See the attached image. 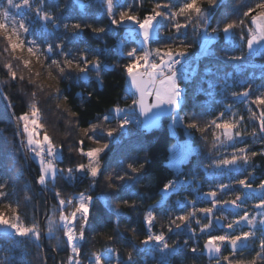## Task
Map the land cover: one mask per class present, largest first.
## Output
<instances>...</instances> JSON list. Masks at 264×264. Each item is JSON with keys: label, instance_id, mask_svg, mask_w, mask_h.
Segmentation results:
<instances>
[{"label": "snow or ice", "instance_id": "6c2138e0", "mask_svg": "<svg viewBox=\"0 0 264 264\" xmlns=\"http://www.w3.org/2000/svg\"><path fill=\"white\" fill-rule=\"evenodd\" d=\"M143 2L0 0V52L6 57L0 85L15 88L24 80L16 62L29 69L35 60L49 81L61 85L67 81L69 87L89 89L94 75L102 87L104 77L120 68L127 86L108 109L83 125L81 114L67 109L66 90L45 101H60L53 113L82 134L69 149L77 161L65 157L63 143L49 134L48 114L38 98L44 87L29 78L35 90L21 101L19 114H11L19 146L9 149L10 167L22 153L24 164L17 171L27 166L36 173L24 182L25 199H31L29 185L39 186L49 194L51 207L43 226L25 220L20 202L6 191L14 192L15 184L0 176V208L6 210L0 211V238L6 253L15 256L25 244L42 252L46 236L54 254L64 253L59 264H137L140 253L158 254L159 264H202L205 259L206 264H264V174L257 175L264 166V71L257 84L239 73L237 79L228 65H217V72L206 68L195 91L205 99L191 111L188 107L189 85L199 74L201 58L264 57V0H151L147 10ZM94 6L107 23L90 15ZM73 15L77 18H68ZM92 37L98 38L95 44ZM192 39L200 56L189 61ZM24 51L31 59L16 55ZM252 66L264 69V64ZM98 95L95 90L75 93L81 107ZM0 97L15 108L2 87ZM161 118H170L169 138L176 141L170 147L168 139L163 141L172 178L162 186L155 183L152 147L139 138L109 162L110 149L132 143L131 129L148 132L160 127ZM177 129L183 136H176ZM66 159L69 166H63ZM71 185H84V190L69 192ZM129 235H143L139 246ZM96 236L105 239L102 251L88 247ZM117 246L128 249L126 259ZM38 260L48 264L45 256ZM9 264L31 261L22 257Z\"/></svg>", "mask_w": 264, "mask_h": 264}, {"label": "trees", "instance_id": "16d2710c", "mask_svg": "<svg viewBox=\"0 0 264 264\" xmlns=\"http://www.w3.org/2000/svg\"><path fill=\"white\" fill-rule=\"evenodd\" d=\"M93 4L95 5V0H93ZM151 0H144L143 2V8L144 10L150 9L151 7ZM90 15L97 20L98 23L105 24L107 23V18L104 15V12L99 9L98 7L94 6L91 11ZM70 19L77 18L76 15H73L72 17H68ZM33 23H36V21H33ZM191 32L192 30L189 29V36L191 38ZM98 41L97 37H92L91 42L95 44ZM223 43V42H221ZM113 40L111 37L108 39V46L112 47ZM192 48L189 51L188 59L189 61H194L198 56H200V48L199 45L196 43L195 39H192ZM2 47V46H0ZM220 54L218 53V56ZM6 59L4 54L0 52V68L3 67V62ZM109 62L111 63V58L109 59ZM19 68L18 75L22 74L24 76V80L22 82H17L15 88H8L7 86L0 85V87L3 88L4 92L8 94L10 97H12V103L15 104L14 109L8 108L9 101H5L2 97H0V130H2V134H0V161L2 162L0 172L5 174L7 177H12V174L16 172L21 173V177H18V180L20 178L24 179L25 181H30L35 175L34 167H23L19 172L17 171V168L22 165L23 160V154H19L16 158L15 166L10 167L12 165V160L7 157L6 149L14 144L16 147L19 146L18 138L15 136V124L14 119L12 118V112L15 111L16 114H19L21 109V101L25 100L27 96L31 94V92L34 89V86L29 84V78H34L36 80V83L39 85H42L44 87V94L39 95V100L41 103L42 108L44 111L48 114L46 116V120L49 124V134L53 136L54 140H56L58 143H63L64 149H65V157H68L71 155L75 160H79V157L76 156L75 152H69V149L72 147V144H74L75 140L80 138L82 135L79 133L74 125H70L66 123L64 120H59L57 116L53 113V109H55V105L59 103L60 101H57L55 99H51L49 103H45L46 100H49L50 94L55 93L56 91L66 90V93L69 95V104L67 105V109L78 111L81 116V122L82 125L84 122H86L89 119L95 118L97 113H103L106 109H108L114 101L117 100L118 97L122 96V91L124 88V76L122 73V69L117 68L115 72L108 74L104 77V84L101 87L100 85L95 83V77L93 75V79L91 81L92 88L89 89H83L82 87H69L68 82L65 81L63 85L58 84L56 81H49L46 83L41 77L42 75L37 76L33 72H31L28 69H23L22 64H19V62H16ZM264 64V57H255L251 60H245V61H228L226 59H217L215 57L212 58H201L199 61V74L193 79L191 84L189 85V111H191L197 102L202 101L205 99L203 96H195L196 88L199 87L202 83L201 77L204 76V72L206 68H211L213 72L219 71L217 65H228V71H232L234 76L238 79L239 76H236L237 73H239L242 76L254 78L255 82L257 84L261 83V80L259 79V74L261 71H264V69H261L260 67H253L252 65H261ZM235 65V67H233ZM47 78V76H46ZM206 86V85H205ZM89 90H95L99 95L98 98L93 100L92 102L88 103L86 106L81 107L79 99L75 96V93L85 91V95L87 91ZM195 96V99L193 97ZM121 106H124L123 101H120ZM63 107V105H62ZM239 108V107H238ZM65 116L67 117V111H65ZM67 119L71 120L72 117H67ZM170 123V118H162L160 127L156 130L151 131L150 133H144V132H137L134 130L133 134V141L132 143H125L121 146H116L113 149H110L109 151V162H114L115 159H117L120 155L124 154L125 152L129 151L133 145L136 143L137 138L141 140L144 143L150 144L152 147V153L151 155L154 157V162L152 165V171L155 176V183L162 186V183L166 179L172 178L171 170L166 167V161L164 159L165 156V146L163 141L165 139H168V147L171 146L172 143H175V139L169 138V128L168 125ZM114 125V124H113ZM198 135V134H197ZM176 136L181 137L183 136V130L177 129L176 130ZM3 137H8V140L5 141ZM87 143V142H86ZM88 147H93L94 145L87 143ZM132 155H137V153L132 152ZM139 158H143V153H139ZM262 158L258 157L256 162L257 164L260 163ZM63 166H69L68 160H65V164ZM264 174V166L257 169V175L260 176ZM11 180V179H10ZM24 181V182H25ZM20 182V181H19ZM23 183V182H22ZM22 183H20L22 185ZM31 186L30 189L32 190V193L29 195L31 199H28L26 202H24V208L28 211L27 214L34 215V218H36L38 221L42 219L45 216L46 210L51 207V201L49 200V194L45 193L43 191L42 194H39L35 191L36 186ZM19 187V185H18ZM207 188V185H205V190ZM33 189L35 191H33ZM84 190V185H71L67 188V191L72 192L75 190ZM145 186H140V191H144ZM150 192L156 191V189H150ZM151 203V201H149ZM98 206H102L98 202ZM146 207V205H145ZM126 211V209H124ZM160 224V225H159ZM125 228V225H121V230L123 231ZM156 230L160 231L162 230L161 222L158 221L156 224ZM143 238V235L139 236L138 238H133L131 235H129L128 239L132 240L137 246H139V240ZM175 238V237H174ZM90 244L88 247L91 250H100L102 251L101 245L105 243V239L102 236H96L95 238H89ZM2 244H5V241L3 238L0 239V246ZM27 246H30L29 244H25L24 247H22V250H27L28 253L23 255L20 252L16 255L17 262L20 261L22 257L26 258L27 260L31 261V264H39L38 256H45L48 264H59V260L61 256L64 255L63 252H61L59 255L54 254L52 252V248L49 244L48 238L45 236L43 237L42 247L43 251L39 252L38 249L33 248L34 246H30L31 248H28ZM118 250L120 252L121 258L126 259L127 258V251L128 249L126 247H120L117 246ZM1 250V249H0ZM24 252V251H23ZM26 252V251H25ZM137 264H159L160 258L158 255L155 256H149L146 253H140L136 256ZM169 264H173V261L170 260ZM202 264H206L205 261L202 262Z\"/></svg>", "mask_w": 264, "mask_h": 264}, {"label": "rangeland", "instance_id": "374dc122", "mask_svg": "<svg viewBox=\"0 0 264 264\" xmlns=\"http://www.w3.org/2000/svg\"><path fill=\"white\" fill-rule=\"evenodd\" d=\"M17 56H20L22 55L23 56V59H31L30 57H28L27 55V52L24 51L22 54L21 53H16ZM30 70L31 72H33L34 74H36L37 76L39 75H42V79L48 83V78H46L47 76V71L45 68L41 67V65L39 63H37L35 60H32V63L30 65V68L28 69ZM123 95V93H122ZM123 101V100H122ZM123 103H125V101H123ZM127 103H130V101H127ZM240 107V106H237V108ZM14 124H15V121H14ZM113 124L115 125V120L113 121ZM15 129H16V124H15ZM132 133L134 132V129H131L130 130ZM134 134V133H133ZM18 142H19V139H18ZM95 147V145L93 146ZM9 147L6 149V154H7V157L10 158L12 160V165H13V157L10 155V152H9ZM22 154V153H21ZM17 161V160H16ZM22 163L24 164V160H22ZM1 165H2V162L0 161V168H1ZM26 167V166H25ZM17 175L19 177H21V173H17ZM16 175V172L12 174V177H7L5 174H3L2 172H0V176H3V177H6L11 183H14L15 184V191L13 192L11 188H8L6 189V191H9L12 193L11 195V198L14 199V200H18L21 204V211H22V214L25 218V220L27 221H31L33 219H36L34 218V215H30V214H27L28 211L26 210V208H24V202H26L27 200L25 199V195H26V190H25V184H24V179L20 178V180H18V177ZM11 179V180H10ZM20 181V182H19ZM23 182V183H22ZM22 183V185L20 184ZM19 185V187H18ZM29 188L31 186H28ZM35 189L37 191H35L33 189V191L39 193V194H42L43 193V189H41L39 186H36ZM32 193V190L30 192H28L27 194L30 195ZM176 198L175 197H172L171 200L169 201V204H171ZM0 211H6L2 208H0ZM37 220V219H36ZM41 223V225L43 226L44 223H45V216L40 219L39 221ZM160 225V224H159ZM162 225V223H161ZM1 239V238H0ZM30 246H33L32 244H29ZM25 245H21V246H18L16 251H17V254L20 252L21 254L23 253V255L27 254L28 253V249L27 250H22L21 248L24 247ZM30 246H27L28 248H31ZM33 248H36L35 246ZM0 264H9L10 260H17L16 258V255L15 256H10L6 253V249H5V244H2L0 246ZM32 249V248H31ZM24 251V252H23ZM26 251V252H25ZM158 255V254H156ZM159 256V255H158Z\"/></svg>", "mask_w": 264, "mask_h": 264}, {"label": "water", "instance_id": "95a60500", "mask_svg": "<svg viewBox=\"0 0 264 264\" xmlns=\"http://www.w3.org/2000/svg\"><path fill=\"white\" fill-rule=\"evenodd\" d=\"M161 119H162V118H161ZM158 128H159V127H158ZM158 128L151 129V130H149L148 132H144V133H150L151 131L156 130V129H158Z\"/></svg>", "mask_w": 264, "mask_h": 264}, {"label": "built area", "instance_id": "2783aa9c", "mask_svg": "<svg viewBox=\"0 0 264 264\" xmlns=\"http://www.w3.org/2000/svg\"><path fill=\"white\" fill-rule=\"evenodd\" d=\"M126 87H127V86L124 84V88H123L122 93L126 90Z\"/></svg>", "mask_w": 264, "mask_h": 264}]
</instances>
